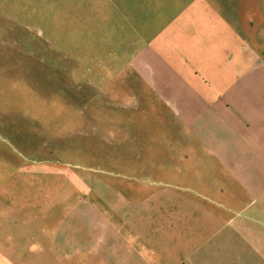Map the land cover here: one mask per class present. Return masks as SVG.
<instances>
[{"label": "crops", "instance_id": "crops-1", "mask_svg": "<svg viewBox=\"0 0 264 264\" xmlns=\"http://www.w3.org/2000/svg\"><path fill=\"white\" fill-rule=\"evenodd\" d=\"M219 15L210 54L174 42L182 71L165 83L157 61L135 54L121 89L89 99L110 194L43 218L26 208L38 201L13 194L23 183H0V264H264V52L234 46L239 21Z\"/></svg>", "mask_w": 264, "mask_h": 264}, {"label": "rangeland", "instance_id": "rangeland-1", "mask_svg": "<svg viewBox=\"0 0 264 264\" xmlns=\"http://www.w3.org/2000/svg\"><path fill=\"white\" fill-rule=\"evenodd\" d=\"M210 7L222 11L205 12ZM262 7L264 0H0V183L24 184L26 192L13 194L38 201L26 206L31 215L66 217L71 205L86 211L87 195L110 194L99 185L112 168L87 122L89 99H106L105 87L121 89L135 54L157 61L159 83L182 71L169 60L178 52L174 42L210 54L214 14L239 21L234 46L264 52ZM36 165L49 170L35 172Z\"/></svg>", "mask_w": 264, "mask_h": 264}]
</instances>
